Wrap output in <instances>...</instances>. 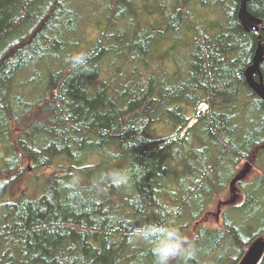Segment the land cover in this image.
Segmentation results:
<instances>
[{
  "label": "trees",
  "instance_id": "16d2710c",
  "mask_svg": "<svg viewBox=\"0 0 264 264\" xmlns=\"http://www.w3.org/2000/svg\"><path fill=\"white\" fill-rule=\"evenodd\" d=\"M92 8L98 33L80 51L93 71L76 74L65 57L82 48L80 14ZM238 8L239 0H0V264H154L150 245L131 235L153 222L195 247L187 264L234 249L237 264L264 239V101L244 77L264 31L247 32ZM246 10L264 25V0ZM177 49L182 67L157 63ZM259 68L264 84V51ZM158 123L168 134L149 138ZM92 155V164L52 166ZM243 162L259 171L238 182L243 200L221 210L218 227L199 224ZM30 167L53 170L35 197H7ZM113 171L130 179L116 186L106 178Z\"/></svg>",
  "mask_w": 264,
  "mask_h": 264
},
{
  "label": "rangeland",
  "instance_id": "374dc122",
  "mask_svg": "<svg viewBox=\"0 0 264 264\" xmlns=\"http://www.w3.org/2000/svg\"><path fill=\"white\" fill-rule=\"evenodd\" d=\"M97 15L96 8H92L89 10L88 13H85L84 11L80 14V23L78 26V34L83 40L82 48H78V50H83L86 48L87 42H92L96 35H97V27L94 24L96 23L95 16ZM146 16V15H145ZM195 18L197 20L203 19L206 15L205 10L201 9L200 7L196 8ZM100 18V17H99ZM145 20H147L145 18ZM102 21V20H101ZM85 45V46H84ZM170 44H163L159 47L160 51H163L166 47H168ZM77 50V49H76ZM181 50V49H180ZM185 52H187L186 49H184ZM166 53L167 56L164 58L162 55ZM161 57L162 59L158 61L157 63L160 64L164 69L168 71H172L174 68H176L178 65L182 67L185 63V58L178 54L179 50L176 51H169L164 52ZM169 54H175L179 60L177 61V64L175 63V60H172L169 57ZM164 56V55H163ZM206 107L205 104H202L199 106L200 110H204ZM195 121L192 120L190 124H193ZM168 128H170L168 125H163L161 123L155 124L152 128L153 132L150 131L147 133V136L149 138H156V136H162L165 134H168ZM183 134V133H182ZM0 154H2V142H0ZM96 156L92 155L89 158H92V161L90 160H81L80 162H76L75 160L67 157H57L53 160V167L60 166L63 168L68 167H77V166H84V164L87 163H93L96 162L99 158H95ZM95 158V160H93ZM27 166V165H26ZM53 167H47L44 169H34L32 167L25 170L12 184L8 185L6 187V195L7 197L18 200L21 197L25 196L28 198L35 197L41 190L42 184H41V175L44 177L48 176V173L53 170ZM53 172V171H52ZM259 171L255 169L252 166L248 165V162H243L241 165L237 167L236 170V177L235 180L231 185H229L223 192L215 196L211 204L208 206L204 214L202 215L199 224L210 226V227H218L220 225V216L219 213L221 210L229 205V204H239L243 200V191L241 187L239 186L238 182L242 183H248L252 179H254L258 175ZM47 174V175H46ZM243 220L240 221V224ZM258 223L255 222L253 224L254 227H258ZM251 226V227H253ZM262 239V238H259ZM264 240V239H262ZM240 257V253L237 252L236 249L234 250H228L225 251V255L222 259L212 262L210 264H234L235 261ZM213 260V259H212ZM210 261V260H209Z\"/></svg>",
  "mask_w": 264,
  "mask_h": 264
},
{
  "label": "clouds",
  "instance_id": "9594fccd",
  "mask_svg": "<svg viewBox=\"0 0 264 264\" xmlns=\"http://www.w3.org/2000/svg\"><path fill=\"white\" fill-rule=\"evenodd\" d=\"M90 55L85 51H77L65 57L74 73L88 74L93 71L89 64ZM112 184L119 186L130 179L128 173L113 171L106 177ZM169 211L174 212V209ZM132 237L150 245L154 257V264H173V261L182 260L184 264L195 257V247L170 223H147L135 227Z\"/></svg>",
  "mask_w": 264,
  "mask_h": 264
},
{
  "label": "water",
  "instance_id": "95a60500",
  "mask_svg": "<svg viewBox=\"0 0 264 264\" xmlns=\"http://www.w3.org/2000/svg\"><path fill=\"white\" fill-rule=\"evenodd\" d=\"M248 0H239L238 19L243 28L250 33L264 31L262 22L249 14L246 10ZM264 44L259 43L252 59L251 65L244 70V77L248 87L264 101V84L260 72V63L263 60ZM264 252V240H254L246 249L237 264H257Z\"/></svg>",
  "mask_w": 264,
  "mask_h": 264
}]
</instances>
